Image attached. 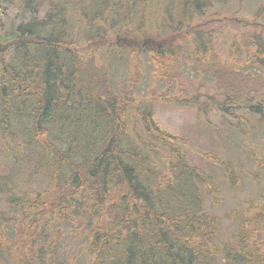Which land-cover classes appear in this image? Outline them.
Here are the masks:
<instances>
[{
    "label": "trees",
    "instance_id": "16d2710c",
    "mask_svg": "<svg viewBox=\"0 0 264 264\" xmlns=\"http://www.w3.org/2000/svg\"><path fill=\"white\" fill-rule=\"evenodd\" d=\"M213 3L165 0L157 25L162 0H29L30 11L11 26L13 60L0 68V165L8 166L0 171V262L264 264V201L237 204L230 212L236 228L218 242L220 219L206 208L221 204V179L190 166L178 138L154 126V100L136 102L127 82L106 78L134 50L171 90L202 71L233 73L204 19ZM256 14L264 19V0ZM150 29L164 40L140 45ZM162 29L167 36L157 37ZM252 43L249 64L261 71L264 38ZM263 106L248 113L262 115ZM130 107L144 138L127 132ZM74 242L80 246L71 262L64 244Z\"/></svg>",
    "mask_w": 264,
    "mask_h": 264
},
{
    "label": "rangeland",
    "instance_id": "374dc122",
    "mask_svg": "<svg viewBox=\"0 0 264 264\" xmlns=\"http://www.w3.org/2000/svg\"><path fill=\"white\" fill-rule=\"evenodd\" d=\"M26 1L0 0V68L3 63L13 60L14 51L10 47L11 26L22 19V12L29 0ZM164 3L165 0H162V4L156 6L157 9L160 8V18L157 14L156 18L153 16L157 25L163 22L161 8ZM261 4L262 0H214L209 9L205 10L204 19L210 20L213 45L225 60L223 66L227 73L229 68L234 69L227 76L215 73L214 69L207 73L202 71L203 76L198 73V77L179 78L171 90L162 79L153 75L148 56L135 50L122 55L115 60L117 62L112 69H107L106 78L110 77L114 83L129 84L126 92L128 98L136 102L154 100L151 107L154 126L178 138L183 145L180 149L186 155L190 166L211 175L213 173V179H216L215 176L221 179L217 180V184H220L221 204L212 209L206 208L220 219L218 242L221 243L236 228L230 212L237 204L251 198L264 201V169L255 165L258 161L264 164V127L261 122L264 106L261 109L262 115L252 113L251 109L248 113L247 110L248 106L251 108L259 103L264 105V69L260 71L249 64L254 58L252 41L255 37L264 38V19L256 14ZM28 11L30 9L23 13ZM24 16L27 17L28 14ZM77 19L78 14L74 18L71 16L70 23L75 24ZM137 21H140L139 17L132 22L130 30L139 24ZM201 29L197 25L196 30ZM151 31L152 29L141 40L136 39L139 36H126H132L142 46H148L146 44L150 40L151 46L148 47H152L155 46L153 43L164 39L156 40ZM77 33L78 30L74 28V34ZM156 35L167 36L164 29L161 35ZM118 36H122L117 41L123 46L125 36ZM107 61L111 62V59ZM99 73L101 75V71ZM171 100H178V103ZM128 103L130 106L136 105L135 102ZM221 103H224L222 108L225 111L219 109ZM124 121L129 135L133 137L136 134L138 138L146 136L143 122L133 107L125 113ZM148 122L149 119L145 120V123ZM222 166L225 169L224 175L219 173ZM7 169V165H0L1 172ZM38 182H32L30 189H37ZM64 245L67 246L68 259L74 261L71 256L80 243Z\"/></svg>",
    "mask_w": 264,
    "mask_h": 264
}]
</instances>
